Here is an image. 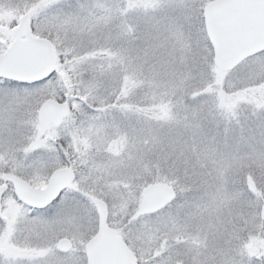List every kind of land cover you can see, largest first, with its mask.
Returning a JSON list of instances; mask_svg holds the SVG:
<instances>
[{
    "label": "snow or ice",
    "instance_id": "obj_1",
    "mask_svg": "<svg viewBox=\"0 0 264 264\" xmlns=\"http://www.w3.org/2000/svg\"><path fill=\"white\" fill-rule=\"evenodd\" d=\"M0 264H264V0H0Z\"/></svg>",
    "mask_w": 264,
    "mask_h": 264
}]
</instances>
